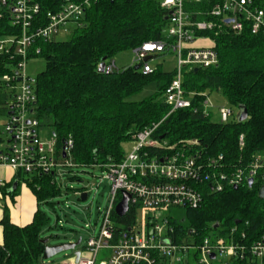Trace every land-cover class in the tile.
<instances>
[{
	"label": "trees",
	"instance_id": "1",
	"mask_svg": "<svg viewBox=\"0 0 264 264\" xmlns=\"http://www.w3.org/2000/svg\"><path fill=\"white\" fill-rule=\"evenodd\" d=\"M64 1L37 0L42 16L57 10ZM255 4L263 8L264 0H255ZM166 17L167 11L158 0H98L84 15L82 27L69 39L35 43L40 53L32 52L29 59L43 57L46 67L36 78L34 114L40 125L43 120L50 123L59 145L73 138V155L78 164L104 167L121 162L125 155L123 144L137 132L155 125L158 139L202 157L223 156L227 162L239 164L264 154V35H253L250 29L240 35H218L214 41L218 64L185 74L184 88L187 94H195L193 105L171 114L162 96L175 72L158 69L144 75L134 67L111 75L98 72L105 57L112 60L145 43L163 41ZM7 25L0 22V36L6 33ZM9 65L7 58L0 56V78L10 72ZM151 81L158 84L157 97L141 102L129 100ZM213 93L224 95L236 109L245 106L248 119L244 123L214 122L213 111L211 117H206L202 104ZM11 99L0 80V116L8 117ZM1 134L0 131V144ZM18 176L29 183L39 201L48 203L58 193L51 177L22 172ZM259 189L254 185L212 193L207 186L202 207L188 210L183 219L174 221L178 237L188 239L193 231L200 241L207 232L227 233L236 228L238 240L245 234L244 242L254 243L264 235V198L259 197ZM115 218L128 225L135 221L131 211L123 219ZM47 221L39 211L30 224L19 227L5 216L1 221L4 242L0 246V264H41L45 249L41 231ZM216 224L218 230L214 229ZM234 264L264 261L259 263L247 256Z\"/></svg>",
	"mask_w": 264,
	"mask_h": 264
},
{
	"label": "built area",
	"instance_id": "2",
	"mask_svg": "<svg viewBox=\"0 0 264 264\" xmlns=\"http://www.w3.org/2000/svg\"><path fill=\"white\" fill-rule=\"evenodd\" d=\"M98 0H65L57 10L42 16L37 0H0V22L7 23L10 33L0 36V56L10 62V72L0 78L12 99L7 104V152L0 156V188L5 183L1 168L9 166L15 172L51 177L56 184L60 171L86 173V165L78 164L73 155L74 140L70 136L59 145L56 134L42 137L41 125L34 114L36 79L27 74V64L38 40L56 41V37H70L82 27L87 10ZM167 11L168 25L165 39L149 42L136 48L134 63L144 75L153 73L147 57L174 53L177 69L174 79L164 93L171 113L190 109L192 97L184 88L185 74L193 69H207L218 64L214 48L220 34L240 35L250 29L253 35H264V7L255 0H158ZM194 6H202L192 9ZM206 40L211 46H200ZM117 71L116 64L107 60L106 75ZM203 113L211 117L215 108L210 97L203 102ZM221 123L237 120L239 109L219 107ZM158 125L145 128L132 136L131 148L119 163L98 166L108 172L111 199L102 214L98 234L86 241L79 261L73 256L65 264H234L247 256L264 261V235L252 244L238 240L237 229L225 236L214 233L201 241L179 238L174 221L186 216L188 210H197L204 202L208 186L212 193L230 188L253 185L264 187V154L249 162H227L223 156L202 157L179 149L168 141L158 139ZM244 146V135L240 136ZM77 177V176H76ZM259 189V191H260ZM122 192L130 195L129 209L135 216L132 225L118 221L116 206L122 201ZM86 193V192H85ZM82 195V194H81ZM140 219L146 221L140 227ZM193 232V231H192ZM194 235V236H193ZM197 235L192 233L189 237ZM110 254L99 259L102 251ZM214 256V258H212ZM221 258V261L219 260Z\"/></svg>",
	"mask_w": 264,
	"mask_h": 264
},
{
	"label": "rangeland",
	"instance_id": "3",
	"mask_svg": "<svg viewBox=\"0 0 264 264\" xmlns=\"http://www.w3.org/2000/svg\"><path fill=\"white\" fill-rule=\"evenodd\" d=\"M5 31L6 33H10L9 28ZM66 39H69V37H56V41ZM207 43V41L201 42V44ZM151 57L153 58L149 60L148 63L153 72L158 69L169 73H174L176 71L177 57L174 53L166 55L158 54L157 56L151 55ZM134 58V50H128L115 55L112 61L116 64L118 70H122L124 68L135 67ZM45 67L46 63L43 57H32L27 64V74L30 78L36 79L38 74L44 71ZM157 96L158 84L155 81H151L146 84L141 91L130 97L129 100L132 102H141ZM163 98L164 96H162V99ZM210 99L215 105V108L212 110V120L214 122H220L218 108L229 107L230 105L226 97L220 93H213ZM7 122L8 117L6 115L0 116L1 138L3 140L0 144L1 148L7 145L8 135L4 130ZM41 128L42 137H47L48 135L50 137L54 132L50 123L46 120L41 121ZM130 148V141L123 144L124 153H128ZM62 172L65 171L62 170L57 173L55 181L58 193L50 198L48 203L41 205V210L48 219L46 225L42 228L41 237L42 240H49L47 244L48 247L77 244L79 241H81V245L75 250L65 251L57 254L51 259L43 260L46 264L67 263L74 256L75 251L83 248L87 239L92 234H98L102 223V214L109 205L111 199L110 180L107 178L108 172L106 170L100 167H90L87 168L86 173L80 172L79 175H76L74 172H66V174ZM85 192L88 195V199L83 201L81 199V194ZM189 216H191V213H189ZM143 220L144 219H140L139 222ZM145 223V220L143 223H139L140 227L145 225ZM218 229L219 227L217 230ZM215 234L221 236L226 235V233L219 231L215 232ZM213 235L214 232H207L203 238L212 237ZM188 240L197 241L195 237H190ZM109 254V251H102L99 259H104ZM219 260L221 261V258H219ZM259 263H261V260H259ZM190 264L195 263L191 260ZM213 264H219V262L213 261Z\"/></svg>",
	"mask_w": 264,
	"mask_h": 264
},
{
	"label": "crops",
	"instance_id": "4",
	"mask_svg": "<svg viewBox=\"0 0 264 264\" xmlns=\"http://www.w3.org/2000/svg\"><path fill=\"white\" fill-rule=\"evenodd\" d=\"M201 42H206V40L199 41L198 45L211 46L209 41H207V44H201ZM48 137L49 135L44 138ZM6 152L7 145L3 148L0 147V156ZM18 174L7 165L1 168V177L5 185L0 188V246L4 242V230L1 221L5 216H8L14 225L23 227L30 224L35 215L39 211L42 212L41 205L47 203L46 201H39L29 183L24 181ZM82 250L83 248L80 251ZM41 264L46 263L42 262Z\"/></svg>",
	"mask_w": 264,
	"mask_h": 264
},
{
	"label": "water",
	"instance_id": "5",
	"mask_svg": "<svg viewBox=\"0 0 264 264\" xmlns=\"http://www.w3.org/2000/svg\"><path fill=\"white\" fill-rule=\"evenodd\" d=\"M168 20V17H166V21ZM151 57H147L146 61L150 60ZM108 60V58H103L101 61V64L99 65L98 68V72L103 74L104 73V68H105V64L106 61ZM135 70H139L140 66H135L134 67ZM197 70V69H196ZM248 119V111L247 108L245 106H241L239 108V113L237 116V121L238 123H244L246 120ZM253 185V180L251 179L249 181V186L252 187ZM235 190H238V187L234 188ZM122 201L116 206V213L119 217H124L129 209V199H130V195L126 192H122ZM259 197L260 198H264V187H262L259 191ZM81 199L83 201H86L88 199V195L86 193H83L81 195ZM237 224H240V222H237ZM219 227L218 224H216L214 226V229H217ZM192 231L189 232V235H191ZM48 239L47 240H43L42 243L45 245V249H44V253H43V259L44 260H48L53 258L54 256H56L59 253L65 252V251H69V250H75L79 245H81V241H79L77 244H64V245H58V246H54V247H48ZM81 255V251H75L74 256H75V261L78 262L79 258ZM212 258H214V256H212Z\"/></svg>",
	"mask_w": 264,
	"mask_h": 264
}]
</instances>
